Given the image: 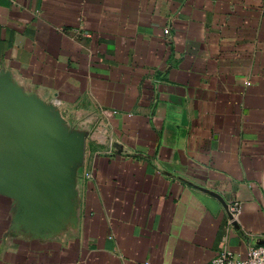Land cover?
<instances>
[{
    "label": "crops",
    "instance_id": "obj_1",
    "mask_svg": "<svg viewBox=\"0 0 264 264\" xmlns=\"http://www.w3.org/2000/svg\"><path fill=\"white\" fill-rule=\"evenodd\" d=\"M30 104L83 157L55 214L0 183V264L264 244V0H0V115Z\"/></svg>",
    "mask_w": 264,
    "mask_h": 264
},
{
    "label": "water",
    "instance_id": "obj_2",
    "mask_svg": "<svg viewBox=\"0 0 264 264\" xmlns=\"http://www.w3.org/2000/svg\"><path fill=\"white\" fill-rule=\"evenodd\" d=\"M29 109L11 105L0 115V183L32 194L38 209L55 214L68 172L82 160L84 143L52 126L36 105Z\"/></svg>",
    "mask_w": 264,
    "mask_h": 264
},
{
    "label": "built area",
    "instance_id": "obj_3",
    "mask_svg": "<svg viewBox=\"0 0 264 264\" xmlns=\"http://www.w3.org/2000/svg\"><path fill=\"white\" fill-rule=\"evenodd\" d=\"M241 211L242 206L238 200L234 199L228 203V229L237 225ZM211 264H264V244L250 247L245 257H241L225 248L216 255Z\"/></svg>",
    "mask_w": 264,
    "mask_h": 264
}]
</instances>
